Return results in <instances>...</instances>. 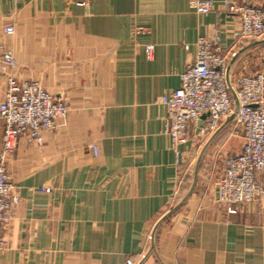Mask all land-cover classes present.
<instances>
[{"label":"crops","instance_id":"crops-1","mask_svg":"<svg viewBox=\"0 0 264 264\" xmlns=\"http://www.w3.org/2000/svg\"><path fill=\"white\" fill-rule=\"evenodd\" d=\"M193 1L0 0L13 76L69 106L42 144L25 134L8 161L20 201L0 264H264V197L236 214L215 199L224 157L243 146L228 148L227 129L205 153L192 195L158 227L157 255L144 259L157 223L189 192L204 146L171 145L160 99L180 87L199 38L220 34L225 51L238 48L237 19L221 6L197 14ZM5 92L0 74V104ZM3 134L0 118V149ZM258 179L264 186V172Z\"/></svg>","mask_w":264,"mask_h":264},{"label":"built area","instance_id":"built-area-1","mask_svg":"<svg viewBox=\"0 0 264 264\" xmlns=\"http://www.w3.org/2000/svg\"><path fill=\"white\" fill-rule=\"evenodd\" d=\"M217 6L237 19L238 48L225 51L220 34L199 38L195 60L181 74L180 87L160 99L167 110L164 134L176 148L197 137L212 135L233 112L234 101L226 83L228 63L243 43L264 37V7L234 0H224L219 5L210 0L191 2L193 11L203 16ZM6 32L13 35L14 28L8 26ZM144 32L143 28L135 30L136 35ZM145 51L151 56L154 47L147 45ZM16 66L13 54L0 47V74L6 80L4 100L0 104V118L4 122L0 149V258L7 251L3 230L20 201L13 192L8 161L23 135L28 134L42 144V133L53 129L69 113L68 104L55 98L38 82L18 81L12 74ZM232 84L240 105L234 122L241 130L243 146L239 153L226 157L215 199L229 214H236L241 206L264 197V186L258 179V174L264 172V72L240 74L237 78L233 74ZM203 115H207L206 120L203 127H198ZM125 264L137 263L128 259Z\"/></svg>","mask_w":264,"mask_h":264},{"label":"water","instance_id":"water-1","mask_svg":"<svg viewBox=\"0 0 264 264\" xmlns=\"http://www.w3.org/2000/svg\"><path fill=\"white\" fill-rule=\"evenodd\" d=\"M261 45H264V39H259V40H249L247 43H243L241 45V47L239 48V50L236 52V54L230 59L228 66H227V70H226V83L228 86V89L230 91L231 94V98L234 101V109L233 112L226 118V120L222 123L221 127L215 132L213 133L210 138L207 140V142L205 143V145L203 146L202 150L200 151L195 164H194V169H193V177H192V183H191V187L189 189V192L187 193V195L183 198V200L175 207L173 208L171 211H169L156 225L155 229L153 230V233L151 235V247L150 250L147 254V256L144 258L146 259L150 254L154 253L155 255H157L156 252V247H155V234L156 231L158 229V227L169 217L171 216L174 212H176L188 199L189 197L192 195L196 184H197V180H198V175H199V170H200V166L203 160V157L205 155V153L207 152L208 148L211 146V144L214 142V140L217 138V136L229 125L231 124L238 112H239V100L236 94V91L233 87L232 84V78H233V67L235 65V63L237 62V60L247 51H249L252 48L255 47H259ZM207 115H203L201 117V119L198 122V127H203V122L206 120Z\"/></svg>","mask_w":264,"mask_h":264},{"label":"rangeland","instance_id":"rangeland-1","mask_svg":"<svg viewBox=\"0 0 264 264\" xmlns=\"http://www.w3.org/2000/svg\"><path fill=\"white\" fill-rule=\"evenodd\" d=\"M245 43H247V42H245ZM257 72H264V45L252 48L249 51L245 52L237 60V62L235 63V65L233 67V74L235 75L236 78L240 74L252 75V74H255ZM226 129L229 131V134L227 135L228 148L231 150H235L236 148H239V146L242 144V133H241L240 128L233 121L224 130H226ZM210 136L197 137L194 139L195 143L200 144V145H203V144L205 145V142H207V140H208V138H210ZM227 156H229V155H227ZM197 157H196V159H197ZM226 157H224L223 163H224ZM218 181L215 183V186L218 183Z\"/></svg>","mask_w":264,"mask_h":264}]
</instances>
